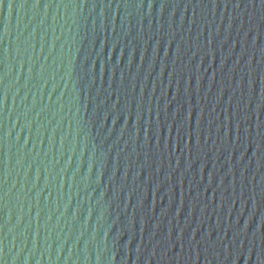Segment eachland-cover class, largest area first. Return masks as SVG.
Wrapping results in <instances>:
<instances>
[{
  "label": "water",
  "instance_id": "obj_1",
  "mask_svg": "<svg viewBox=\"0 0 264 264\" xmlns=\"http://www.w3.org/2000/svg\"><path fill=\"white\" fill-rule=\"evenodd\" d=\"M0 264H264V0H0Z\"/></svg>",
  "mask_w": 264,
  "mask_h": 264
}]
</instances>
